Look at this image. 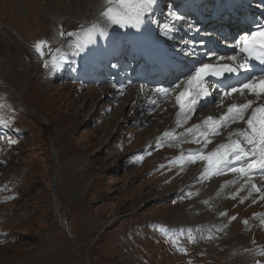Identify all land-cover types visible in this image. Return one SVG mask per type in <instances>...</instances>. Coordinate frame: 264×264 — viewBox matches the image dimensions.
Segmentation results:
<instances>
[{"label": "rangeland", "instance_id": "obj_1", "mask_svg": "<svg viewBox=\"0 0 264 264\" xmlns=\"http://www.w3.org/2000/svg\"><path fill=\"white\" fill-rule=\"evenodd\" d=\"M100 2L0 0V264H264V236L250 217L264 203L229 211L240 203L221 184H194L198 169L173 166L174 146L151 147L171 112L144 123L131 116L135 106L121 92L159 68L134 75L130 45L92 28ZM40 41L43 57L34 49ZM107 48L120 79L98 62ZM166 72L168 82L179 74ZM247 253L255 257L248 263Z\"/></svg>", "mask_w": 264, "mask_h": 264}, {"label": "bare ground", "instance_id": "obj_2", "mask_svg": "<svg viewBox=\"0 0 264 264\" xmlns=\"http://www.w3.org/2000/svg\"><path fill=\"white\" fill-rule=\"evenodd\" d=\"M203 3H206V1H204ZM158 4H160V0H154V3L150 6V8H154ZM108 7H111L113 9V14L121 11L120 7L118 8L116 6H112V3L109 4L108 0H101L98 9L95 12V17L91 22V24L93 25L92 28L93 29H98V27L105 28V30H106V39L105 40H107V41H108V39L110 40L111 35L114 34L116 43L123 41V42H125V47L129 44L131 49L134 51V54H135L136 48L140 50L138 52V56H142V58L145 60L146 67L151 66V68H154L153 64H155L159 68V70H156V75L153 74V77H151L149 80H146L145 82H142L140 84L136 83L131 87L125 88L121 92L120 98H123L125 95L131 97L130 101L135 106V113L131 116L133 117L136 114H140L141 117H139L140 118L139 122L144 123L146 121H150V119H152V117L155 114L165 115L168 112L169 113L171 112L172 113L171 121L165 125L163 123L159 127L160 131H158V134L155 138L159 140L160 144H162V145L168 144L169 147L174 146V149H176V151H178V154H176V156L173 157V160H172L174 163L173 166L183 165V167L186 166V167H189L193 170L198 169L197 170L198 179L196 182H193L194 184L198 183L199 185H204V186L208 185V187H210V186L217 187L216 184H221V186H219L217 189L218 190L222 189L223 193H225L226 195H229V194L232 195L233 193H236V194L239 193L240 200L244 197H247V199H243V201L249 200L252 203L251 206L254 205V206L260 207L261 204L264 203V199L259 198L261 195L259 192L251 190L250 184H247V185L244 184V178L243 177H239L238 174L233 175L232 173H225L222 175H210L208 179H201V174L204 172V169L207 166V162L203 161V160L196 159V162L192 163V162H189L188 156H187L188 153L195 152L196 150L201 149V148L204 149L203 154H207L208 152H211L215 148L216 145H218L219 143L226 142L227 137H228L230 132H234L236 129H239V128L244 126L242 121L229 124L218 135L207 136L206 138L201 139L200 143H195V142H193V138L194 137H200L201 132H207L211 127V124L204 125L202 123L203 121L207 120L209 117H213L214 119L219 120V118L221 116H224L227 113V109L231 104H233V103H236V104L246 103L250 99L255 101V97L249 96L248 98H238L236 102H233L232 100H230V96H227L226 99H222L221 98L222 96H219L218 97V103L213 104V105H212V102H211V105L208 103L207 98H203V99L197 98L199 100L198 104L196 105L198 114L194 115V114L189 113V117L185 119V112H187V105H185L184 110H182L180 104L177 102L176 97L179 95L180 91L188 90L191 94L195 90H197V84L193 83V85L188 86L187 79L190 75L195 74V70L199 67L200 64L210 62V59L209 58L200 59V56L196 57L195 51L198 48H194V50L190 49V52L188 55H181L180 54L181 52H185L186 46L179 45V43H178L179 40L167 39V44H163L160 40L161 47L158 43H157V45L154 44V46L151 47L152 44H150V43L148 44L147 41H145L144 39H140V41H136L134 43L133 42L134 33L139 32L140 34H144V32L141 30L142 28L144 29V25L146 27H149V32L152 33L153 31L151 30V28H153V27H151V26L156 25L158 23V19L154 20V19H152V17H150L149 14H146L141 19V24H140L139 29H136L133 27L121 28L118 25H112L107 20V18L102 15V12L104 10H106ZM220 7H221V10H223L222 15H224L226 13V4L224 1H221ZM201 12L203 13L204 10L201 9ZM216 19H217V17H213L211 19V21H215ZM190 22H191L190 20L185 18L183 21H181V23L178 24L177 31L175 29L174 32L177 35L178 34L180 35V31H178V27L180 26V24H187ZM96 34H98V33H95L94 36H96ZM81 35L84 37L87 34L84 33ZM74 41H75V38H74ZM87 41H88V39H87ZM71 42H73V41H71ZM80 42H81V39H80ZM107 44L109 45V43H107ZM144 45L147 46V49L149 51L148 56L145 55V53L142 51V47ZM102 46H106V42H103ZM176 54L181 55L182 59H181V61H179V63L175 64V66H174V65H172L174 60H170V59L176 57ZM188 56H190V57H188ZM186 58L197 59V60H194L193 64H191V70H190V68L186 69L184 66L182 67L181 65H179L180 63L184 64V65H188V63L190 61L186 60ZM148 61H150L152 64L149 65V63H147ZM167 65H169L171 67L170 68L171 72L173 70H175L177 73H181V76L183 74H184V76L182 79H180L181 76H179V77H176L175 79L169 80V82L172 80H177V83L180 82V84L182 86L179 87V91L176 90V84H173L171 87L169 86L167 88V90H168L167 95L165 96L163 92L158 93L156 91V87L151 85V83H153L154 81H158V80L160 82H165V81L168 82V80L165 78L166 76H168V75H166L167 74L166 70L167 69L170 70V69L168 68ZM113 72H115V73H114V76H111L112 79L114 77L119 78V79L121 77H123V73L121 72V67L118 66V67L114 68ZM153 72H155V71H153ZM158 75L161 76V78H158ZM154 78H155V80L153 81L152 79H154ZM0 79H1V81H4L1 78V75H0ZM159 87H164V86H159ZM15 93L17 94V92H15ZM211 95H212V100L217 98V97H215L214 93H212ZM165 100H166V102H165ZM162 101H164V104L161 103ZM257 103H259V102H257ZM117 104H119V103H117ZM206 104H209V105L206 106L202 110L201 107H203ZM154 106H159V109H154L153 108ZM124 118H126V117H123V119ZM178 120H179V122H178ZM196 125H200L201 127L198 130H196L194 133H189L187 131L188 129L194 128V126H196ZM170 126H172V127L170 128ZM233 138H235V137H233ZM205 139L211 140V143L205 144ZM156 141L157 140H154V144L151 147L157 146V144L155 143ZM161 148H162V146H161ZM53 151H54V149H53ZM54 153H55V151H54ZM174 159H175V161H174ZM199 170H201V172H199ZM253 180H254V182L258 181L259 177H254ZM226 185H228V187ZM242 185H243V188L241 187ZM259 186L260 185L258 183V187ZM225 188H226V191H225ZM227 190H229V192ZM249 191H251V195H249ZM209 193H210V191H209ZM255 193L257 194L256 197H254ZM166 196H167V194H165L161 197L164 198ZM253 199L256 200L255 203H253ZM55 202L57 203V207L59 208L58 202L57 201H55ZM212 202H216V200L212 199ZM260 212L262 214L260 216L261 218L259 219L257 217L258 219L256 220V217H255V222L253 221L254 226L252 228L254 229L253 233H257L261 236H264V209L260 210ZM219 213L221 214L222 212L219 211ZM64 218L65 217L63 215L62 216L63 227L66 230H70V232H71L70 224L68 223L67 220L64 221ZM178 228L179 227H176V230ZM257 250L258 249H255V251H257ZM259 253H264V251L259 252ZM258 256L260 258L263 257L262 254H260ZM244 258H245V262L248 263V262L252 261L255 257L253 256L252 253H247V255Z\"/></svg>", "mask_w": 264, "mask_h": 264}, {"label": "snow or ice", "instance_id": "obj_3", "mask_svg": "<svg viewBox=\"0 0 264 264\" xmlns=\"http://www.w3.org/2000/svg\"><path fill=\"white\" fill-rule=\"evenodd\" d=\"M111 4L112 0H108ZM119 7L121 11L113 14V9L108 7L102 12V15L107 18V20L112 25H118L121 28L133 27L139 29L141 24V17L144 16L146 12L150 10V6L154 3V0H140V2H135V0H118ZM168 22L159 25V31L162 36L172 38V33L175 31L174 24L179 23L185 19V17L179 15L176 11H170L168 13ZM185 30L189 33H195L199 31L198 26L187 23L185 24ZM62 36H70L71 33H61ZM256 33L251 32L250 34H243V46H239L241 41L238 39L234 41L230 46L234 49V52L238 51L241 53V62L236 63L235 55H228L227 59L233 61V64L224 63L220 66H215L211 63L212 60H223V56H214L210 62L203 63L202 66L195 70L194 75H190L187 79L188 86L197 84V90L190 94L188 90L180 91L179 95L176 97L177 102L180 104L181 109L184 110L185 105H187V112H185V119L189 117V113L198 114L196 105L199 100L197 98H205L212 94L211 90H205L203 88V82L208 77L220 78L225 74H235L247 71L249 68L248 60L253 58L254 52H259L260 54L256 57L260 64H264V39L261 40L259 46L255 44ZM259 36L264 38V26H261V31ZM181 46L185 47V55L189 54L190 49H193L197 45V41L191 40H181L178 42ZM202 43V42H200ZM47 46L46 41L37 42L34 45L35 51L43 57V48ZM115 67V65H114ZM182 85L176 84V90L179 91V87ZM158 93L163 92L167 95V89L164 87H156ZM245 92L249 96H254V100H248L246 103L231 104L227 113L221 116L219 120L209 117L207 120L203 121L204 125L211 124L210 129L207 132H201L200 137H194L193 142L200 143L201 139L207 136L218 135L225 127L229 124L243 122L244 126L236 129L234 132H230L226 142L219 143L215 148L204 153V149H198L195 152L188 153L189 162L195 163L196 159L203 160L207 162V166L204 172L201 174V179H208L210 175H222L225 173L238 174L239 177L244 178V184H250L251 190L259 192L260 199H264V75L253 76L246 82L242 83L237 87H232L228 90H221L219 93H223L222 99H226L227 96L232 93H237L239 95H244ZM203 93V96H201ZM259 102V103H257ZM179 122V120H178ZM201 126L196 125L192 129H188L189 133H194ZM235 137V138H233ZM211 143V140L205 139V144ZM254 177H259L258 181L253 180ZM259 183V187H258ZM243 188V185L241 186ZM184 193H181V197H184ZM251 195V191H249ZM234 198V197H233ZM244 197L241 199V203ZM256 200L253 199V203ZM220 215H225L221 213ZM231 220L236 219V217H231ZM244 223H247L246 221ZM218 231L221 229H217ZM211 238V237H209ZM192 238L190 236V242ZM175 243V241H173ZM264 255V253H261ZM259 264V262H257Z\"/></svg>", "mask_w": 264, "mask_h": 264}, {"label": "water", "instance_id": "obj_4", "mask_svg": "<svg viewBox=\"0 0 264 264\" xmlns=\"http://www.w3.org/2000/svg\"><path fill=\"white\" fill-rule=\"evenodd\" d=\"M65 217V216H64ZM64 221H66V218H64ZM68 233L73 237L72 233L70 232V230H67Z\"/></svg>", "mask_w": 264, "mask_h": 264}]
</instances>
